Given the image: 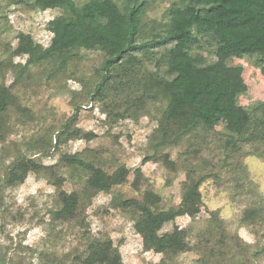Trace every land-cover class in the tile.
Masks as SVG:
<instances>
[{"label":"trees","instance_id":"trees-1","mask_svg":"<svg viewBox=\"0 0 264 264\" xmlns=\"http://www.w3.org/2000/svg\"><path fill=\"white\" fill-rule=\"evenodd\" d=\"M26 1L6 0L0 7V24L8 28L7 12ZM31 1L43 11L63 10L65 16L45 25L51 35L47 47L19 32L15 47L8 43L0 50V71L13 73L0 83V141H5L10 120L26 131L20 148L2 167L0 204L4 193L22 185L30 174L53 178L44 225L57 229L77 221L79 246L85 253L77 249L61 259L50 255L48 264H124L111 239H90L85 222L93 200L125 184L131 170L122 165L107 172L77 153H61L50 166L43 160L53 158L70 141L95 138L76 126L81 108L98 105L111 125L159 108L142 164L158 163L173 174L182 171L180 202L165 208L160 195L148 190L120 206L135 210L133 228L142 249L160 256L159 264H176L182 254L197 248L216 264L220 253L235 245L234 237L218 238L210 227L192 245L185 229L162 230L177 218L193 220L200 214V187L206 180L223 179L238 187L246 179L245 158L264 162V102L238 105L247 91L244 70L228 63L252 58L264 77V0H163L166 7L158 24L148 20V5L141 0ZM71 65H80L79 72L73 73ZM33 70L42 72L48 90L66 92L69 82L78 84L79 90L69 93L71 115H44L27 104L35 87H41ZM177 148L182 150L172 159ZM60 166L73 172L71 191L64 189L65 178L56 176ZM133 176L132 187L138 189L141 169ZM212 215L209 223L219 229L220 220ZM253 217L247 210L242 222H253ZM0 264H6L4 258Z\"/></svg>","mask_w":264,"mask_h":264},{"label":"rangeland","instance_id":"rangeland-1","mask_svg":"<svg viewBox=\"0 0 264 264\" xmlns=\"http://www.w3.org/2000/svg\"><path fill=\"white\" fill-rule=\"evenodd\" d=\"M5 2L6 0H0V7L3 8ZM140 2L148 5V20L158 24L166 7L163 0ZM2 8L0 13L3 12ZM7 13L10 24L8 28L0 24V50L8 43L15 47L19 32L30 34L35 42L47 47L51 37L45 25L57 16H65L63 10L43 11L31 0L20 8H11ZM228 63L244 70L243 79L247 91L238 98V105L249 106L264 102V77L256 68L254 60L248 57L233 58ZM70 69L73 73H78L80 65H71ZM32 73L41 85L40 88L35 87L33 96L27 100L33 111L43 112L44 115L53 113L56 118L71 115L73 109L69 93L78 91V84L69 82L66 92L48 90L42 72L33 70ZM12 77V72L0 71V83L3 79L8 81ZM160 114L161 110L154 108L148 115L138 114L133 120L111 125L105 121L98 105L81 108L77 112L76 126L83 132L94 133L95 138L91 141H70L53 158L43 160L45 165L50 166L61 153H77L80 158L107 172H113L122 165L131 170L125 184L113 188L109 195L100 194L93 200L85 222L90 239H111L118 247L124 264H159L160 256L143 251L141 238L133 228L136 212L122 208L120 203L140 199L142 193L148 190L160 195L165 208L180 202L183 172L173 174L154 162L142 164L149 152L148 138L155 129ZM25 132L13 120L8 122L5 141H0V173L4 164L20 148L21 137ZM180 150L182 149L172 150V159L176 158ZM137 168L141 169L143 179L139 188L134 189L133 171ZM72 174V170L65 166L57 169L56 176L65 178L64 189L67 191L72 190ZM243 174L246 179L238 187L223 179L206 180L200 187V214L193 220L188 217L177 218L174 223L164 226L162 232H169L174 226L183 228L188 234L189 242L195 245L197 237L203 236L211 227L210 231L218 238L224 236L226 241L233 237L235 239L233 247L225 248L230 253H220L222 256L216 264H264V162L255 157L245 158ZM53 180L30 174L22 185L4 193L3 203L0 204V258H4L6 264H48L50 260L47 258L50 255L61 259L66 254L73 256L77 249H81V229L77 221L57 229L44 225L43 220L47 219L45 209L52 201ZM247 210L253 212V222H242ZM212 214L220 220L219 229L209 223ZM209 237L212 239L211 234ZM204 242L206 240L203 239L202 243ZM80 251L82 255L85 253V250ZM203 252V248H197L182 254L176 264H215Z\"/></svg>","mask_w":264,"mask_h":264},{"label":"built area","instance_id":"built-area-1","mask_svg":"<svg viewBox=\"0 0 264 264\" xmlns=\"http://www.w3.org/2000/svg\"><path fill=\"white\" fill-rule=\"evenodd\" d=\"M50 37H51V35H50Z\"/></svg>","mask_w":264,"mask_h":264}]
</instances>
